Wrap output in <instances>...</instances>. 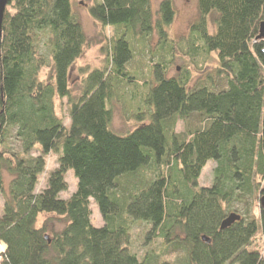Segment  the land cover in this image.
I'll return each mask as SVG.
<instances>
[{"label":"trees","instance_id":"1","mask_svg":"<svg viewBox=\"0 0 264 264\" xmlns=\"http://www.w3.org/2000/svg\"><path fill=\"white\" fill-rule=\"evenodd\" d=\"M73 4L8 0L4 10L0 264H264V218L253 212L264 194V41H255L264 0H197L178 40L168 35L170 0L155 14L151 0H93L88 14L113 33L104 66L79 70L75 96L71 71L87 41ZM57 99L67 101V125ZM114 104L130 106L134 126L123 135L111 128ZM50 155L56 168L37 190ZM210 161L211 185L201 187ZM68 171L76 188L61 199ZM233 212L241 219L220 229ZM42 215L63 227L39 225ZM136 221L149 227L144 243L159 244L141 257Z\"/></svg>","mask_w":264,"mask_h":264},{"label":"rangeland","instance_id":"2","mask_svg":"<svg viewBox=\"0 0 264 264\" xmlns=\"http://www.w3.org/2000/svg\"><path fill=\"white\" fill-rule=\"evenodd\" d=\"M93 0H74L73 9L75 13L77 14L80 24L82 26L83 32L86 37V45L83 49L82 55L76 60L74 63V66L71 71V90L72 94L75 96L78 94L81 81L83 79V74L79 72L80 69H86V70H93L96 68H102L104 66V59H105V53L102 48L106 46L107 39L112 35L113 30L111 28H106V30L103 29V27L95 22L91 16L87 12V7L92 3ZM161 0H151V8L152 12L155 14L157 11L158 4ZM173 4L175 15L173 18L172 23L170 24L168 28V35L171 39L178 40L184 35H188L189 33V27L193 21H195L197 17V0H170ZM151 42V47L155 48L156 42H157V35H153ZM135 65L137 66H143L142 59L137 57L135 58ZM183 63L180 61V59H177L176 66L177 68L183 67ZM216 61L214 55L212 56V60L210 63V66H215ZM212 67V68H213ZM143 68V67H142ZM175 68V67H173ZM212 68H208L207 70H211ZM47 70H43L41 72V79L46 78ZM175 74V70L172 69L169 72V75L172 76ZM195 78V76H194ZM67 107V101L66 99L59 100L57 99L55 101V112L56 115L61 118L65 125L68 124V117L66 112ZM130 110V106L128 104H114L113 106V119L111 123V128L113 131L119 133V134H125L127 131H131V129L134 126V122L132 120H126V113ZM182 124L178 123L176 127V131L180 132L182 130ZM215 166V163L210 161L206 164V166L203 168L200 179H199V186L201 187H209L212 182V171ZM56 168V158L53 155H50L47 158V165H46V171L44 174L40 177L39 184L37 190L41 189L44 186L45 178L47 174ZM5 182L7 183L8 177H4ZM66 181L68 184V189L65 192H62L60 194L61 199H67L75 190L76 188V179L73 175L72 171H68L66 174ZM261 185V188H264V181H258ZM260 198H256V201H254L253 205V212L259 217L260 225H263V218L264 214L260 211ZM91 209V223L95 227H101L103 225V220L99 214L97 205L91 201L90 204ZM2 212V198L0 194V214ZM235 213V212H233ZM239 215L238 213H235ZM46 222L47 227L50 229L53 228L55 230H60L63 227V222L60 220L54 219V217L42 215L39 217V225L43 222ZM149 230V227L142 221H136L135 224L132 226V233H131V246L133 249V252H136L139 257H141L146 249H149L150 247L157 246L158 247V241H155L154 243H151L150 241H147L144 243V240L147 239V232ZM255 244L262 247V241L261 236H257L255 240ZM0 245V249H1ZM173 255V254H172ZM171 257V256H170ZM172 259H174V256H172Z\"/></svg>","mask_w":264,"mask_h":264},{"label":"water","instance_id":"3","mask_svg":"<svg viewBox=\"0 0 264 264\" xmlns=\"http://www.w3.org/2000/svg\"><path fill=\"white\" fill-rule=\"evenodd\" d=\"M8 0H0V37H1V25H2V19H3V14L5 7L7 5ZM255 41H264V20L260 22L259 27H258V32L255 37ZM260 207L264 210V194L260 197ZM241 219L240 215H237L235 213H231L226 217L221 225L220 229H226L230 227L233 223L238 222Z\"/></svg>","mask_w":264,"mask_h":264}]
</instances>
